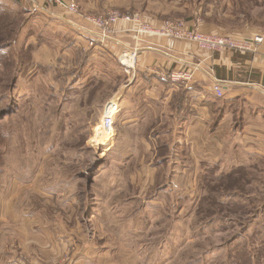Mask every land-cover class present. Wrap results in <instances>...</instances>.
I'll list each match as a JSON object with an SVG mask.
<instances>
[{"label":"rangeland","instance_id":"374dc122","mask_svg":"<svg viewBox=\"0 0 264 264\" xmlns=\"http://www.w3.org/2000/svg\"><path fill=\"white\" fill-rule=\"evenodd\" d=\"M21 1L0 0V191L7 192L0 197L28 217L25 245L54 249L45 264H68L84 246L114 249L122 241L167 249L173 264H264V155L215 147L208 163L200 152L206 149L186 140L183 158L169 155L162 127L145 135L123 122L137 70L109 53L85 51L84 43L63 49L66 43L52 41L55 32L38 30L28 0ZM75 1L79 17L34 3L80 21L118 10L197 26L199 18L231 33L247 24L264 29V0H212L216 11L204 6L192 18L203 7L196 0H130L123 8L97 0L95 10ZM122 95L124 110L114 116V135L107 134L102 118ZM42 228L47 237L34 232ZM13 233L15 226L3 240L16 243Z\"/></svg>","mask_w":264,"mask_h":264},{"label":"crops","instance_id":"0c3cea01","mask_svg":"<svg viewBox=\"0 0 264 264\" xmlns=\"http://www.w3.org/2000/svg\"><path fill=\"white\" fill-rule=\"evenodd\" d=\"M80 1L90 10L97 9V0ZM110 1L116 2L121 8L132 4L130 0ZM90 4L94 9H91ZM27 8V11L35 16L34 22L37 23L38 30L49 31L52 37L55 32L58 37L51 39L62 42V45L63 42L66 43L63 49L80 46L92 34L89 27L78 18L67 16L62 11L43 7L37 2L35 4L34 0H28ZM222 13L221 15H224V12ZM196 14H200V10ZM195 19L199 20L197 24L204 31L229 34L239 39H250L256 35L264 37V29H257L248 24L243 29L240 27L235 33H231L218 30L211 23L199 18ZM154 22L161 21L155 19ZM126 26L125 23L119 25L120 28ZM92 50L98 56H101L100 52L109 53L123 67L125 66L119 57L123 53L137 52L135 63L131 64L130 68L134 73L137 70L138 76L136 75V80L133 81L134 85L129 86V89L133 87L136 100L132 99L128 103L127 118L123 122H127V125L133 123L134 130H144L145 135L149 130L154 131L157 127H162L158 136L163 137L169 155L183 158L179 155H183L182 149L187 145L205 148V151L202 149L200 152L204 153V160L208 163L212 161L215 147H220L221 150L226 147L230 151V148L239 146L243 148L244 155H252L254 151L255 154L264 155V40L255 50H223L212 53L199 48L195 43L172 41L165 37H137L134 33L120 31L112 41L99 43ZM154 66L159 67L162 72L193 69L194 81L188 84L172 83L160 74L152 73L150 69ZM140 82L142 89L138 92L135 85L141 84ZM217 82L224 89L222 97L214 92L213 87ZM123 96L119 99V106ZM119 106H109L103 118L109 114L114 117V114L122 109ZM99 135L96 140H99ZM145 135L141 137L145 138ZM111 138L105 140V145ZM0 193L7 194L5 191ZM8 200V197H0V264L50 262L53 259L51 255L55 256V250L50 249L51 253H48L47 244L25 245L22 224L23 219L28 217L25 213L18 212L17 208L13 207V202ZM11 226H15L13 235L17 232L19 234L16 236V243L3 240H9L7 232ZM43 231V228L34 229L37 235L46 234L47 237L49 234ZM33 240L39 243L37 239ZM172 254L167 249L158 253L152 252L149 241L137 245L133 241H122L114 246V249L84 246L81 252L71 254L68 264H173ZM160 256H166V259L159 262L156 258Z\"/></svg>","mask_w":264,"mask_h":264},{"label":"built area","instance_id":"2783aa9c","mask_svg":"<svg viewBox=\"0 0 264 264\" xmlns=\"http://www.w3.org/2000/svg\"><path fill=\"white\" fill-rule=\"evenodd\" d=\"M42 1L48 5H57L61 10L69 14L80 16V7L75 0ZM81 22L85 23L84 25L88 26L92 33L84 40L85 43L82 44L85 51L96 48L99 43L112 41L115 34L120 31L131 32L143 37H165L172 41L195 43L199 48L212 53L223 50H255L264 40L262 35H256L250 39H239L229 34L204 31L194 21H188L186 18L167 19L157 23L142 13H123L118 10H107L99 15H89ZM121 23H125L127 26L120 28L119 25ZM83 27L81 28L83 29ZM117 27L119 28L118 31ZM126 54L131 55L133 57L132 62L135 63L137 52L123 53L119 57L121 62L126 66V69L130 70L133 63L128 61ZM159 69V67L154 66L150 71L154 74H160L161 77L168 79L172 83L188 84L194 81L195 70L193 69L182 68L168 72H162ZM213 89L217 96L222 97L224 95V89L219 82L214 85ZM106 120L109 122L110 119L107 118Z\"/></svg>","mask_w":264,"mask_h":264},{"label":"bare ground","instance_id":"6f19581e","mask_svg":"<svg viewBox=\"0 0 264 264\" xmlns=\"http://www.w3.org/2000/svg\"><path fill=\"white\" fill-rule=\"evenodd\" d=\"M126 55L128 56V61L132 62L133 61V57L131 55H129V54H126ZM114 116H115V114H114ZM107 118L110 119L109 122H107V120H106ZM113 123H114V117L111 114H109V115H107V116H105L103 118V125H104V129H105L107 134L108 133L112 134L114 132V127L112 126ZM102 138H104V137H102Z\"/></svg>","mask_w":264,"mask_h":264},{"label":"trees","instance_id":"16d2710c","mask_svg":"<svg viewBox=\"0 0 264 264\" xmlns=\"http://www.w3.org/2000/svg\"><path fill=\"white\" fill-rule=\"evenodd\" d=\"M196 1H197V2L199 1V3H202L203 7L200 8V7H198L199 5H197V6H196V8L198 7L197 10H196V8H195V9L190 13V14H191V15H190V18H192V17L195 15V13H196L199 9H204V6H206L204 11H208V10H210V9L216 11L215 8H214L213 6H210V5H211L210 1H212V0H206L205 2H204V0H196ZM199 3H198V4H199ZM204 3H205V4H204ZM218 3H219V2H217V9H218V7H219ZM195 10H196V11H195ZM218 10H219V9H218ZM202 12H203V10H202ZM0 13H1V11H0ZM5 13H6L5 15H8L7 12H5ZM5 15H4V16H5ZM228 174H230V173H228Z\"/></svg>","mask_w":264,"mask_h":264}]
</instances>
